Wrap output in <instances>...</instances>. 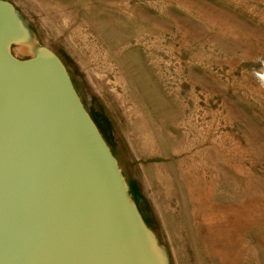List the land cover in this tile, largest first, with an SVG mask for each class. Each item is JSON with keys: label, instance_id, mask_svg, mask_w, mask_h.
I'll return each mask as SVG.
<instances>
[{"label": "rangeland", "instance_id": "obj_1", "mask_svg": "<svg viewBox=\"0 0 264 264\" xmlns=\"http://www.w3.org/2000/svg\"><path fill=\"white\" fill-rule=\"evenodd\" d=\"M66 68L168 264H264V0H5ZM132 186V187H131Z\"/></svg>", "mask_w": 264, "mask_h": 264}, {"label": "water", "instance_id": "obj_2", "mask_svg": "<svg viewBox=\"0 0 264 264\" xmlns=\"http://www.w3.org/2000/svg\"><path fill=\"white\" fill-rule=\"evenodd\" d=\"M0 0V264H168L60 59Z\"/></svg>", "mask_w": 264, "mask_h": 264}, {"label": "crops", "instance_id": "obj_3", "mask_svg": "<svg viewBox=\"0 0 264 264\" xmlns=\"http://www.w3.org/2000/svg\"><path fill=\"white\" fill-rule=\"evenodd\" d=\"M117 161H118V160H117ZM118 164H119V163H118ZM120 168H121V167H120ZM121 170H122V169H121ZM125 178H126V177H125ZM125 180H126V182H127V185H128L129 183H128L127 179H125ZM131 187H132V186H131Z\"/></svg>", "mask_w": 264, "mask_h": 264}]
</instances>
